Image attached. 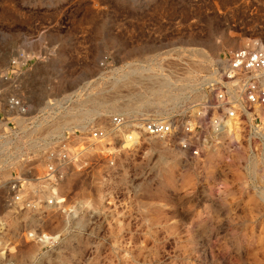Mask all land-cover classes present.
<instances>
[{
  "label": "rangeland",
  "instance_id": "1",
  "mask_svg": "<svg viewBox=\"0 0 264 264\" xmlns=\"http://www.w3.org/2000/svg\"><path fill=\"white\" fill-rule=\"evenodd\" d=\"M244 45L264 46V0H0V264H264V137L203 105ZM113 113L186 124L197 153L125 144ZM12 179L34 207L6 202Z\"/></svg>",
  "mask_w": 264,
  "mask_h": 264
},
{
  "label": "built area",
  "instance_id": "2",
  "mask_svg": "<svg viewBox=\"0 0 264 264\" xmlns=\"http://www.w3.org/2000/svg\"><path fill=\"white\" fill-rule=\"evenodd\" d=\"M21 61L22 54L10 58L6 73L2 78L5 79L7 75H12L24 62ZM218 73L217 80L208 82L210 95L203 103L205 110L214 113L209 118L211 124L218 129L223 118L240 119L248 112L251 116L248 124L250 130L254 135L264 137V46L244 45L229 50L224 59V67L220 68ZM4 104L8 110L24 111V105L16 95H7ZM129 120L133 121L126 126L127 128H124ZM109 122L116 135L119 136L118 131H122L123 137L133 143L141 133L171 135L177 138L180 147L188 149L190 153H197V148L191 145L186 137L189 131L188 126L186 124L182 126L172 119L142 116L130 119L122 113H113L109 116ZM106 134V129L101 126H92L88 131L92 139L104 138ZM117 139L119 140L120 137ZM63 146L65 142L62 143L59 151L61 157L66 156V151L62 149ZM49 172H53L51 164L47 165L46 175ZM18 185L19 180L17 179H12L7 184L11 192L7 195L6 202L8 204L19 202L21 207H34L35 204L32 201L22 198L17 193ZM47 202H51V199Z\"/></svg>",
  "mask_w": 264,
  "mask_h": 264
},
{
  "label": "bare ground",
  "instance_id": "3",
  "mask_svg": "<svg viewBox=\"0 0 264 264\" xmlns=\"http://www.w3.org/2000/svg\"><path fill=\"white\" fill-rule=\"evenodd\" d=\"M113 100V99H112ZM110 102V101H109ZM131 103V101H127V102H125L122 106H119L122 110H124V111H130V109H131V105H130V103ZM102 104V103H101ZM103 107V106H102ZM111 107V106H110ZM132 111V110H131ZM95 113H96V115H100V113L101 112H98V110H96L95 111ZM105 113V112H104ZM103 113V114H104ZM223 121V120H222ZM222 121H221V123H222ZM128 123V122H127ZM126 123V124H127ZM125 124V125H126ZM233 125H234V121H233V119L232 118H229V117H227L225 120H224V123H222V126H221V129L222 130H224V131H226V130H229V129H231V127H233ZM123 136V135H122ZM107 137V135L104 137V138H101V139H94V140H103V139H105ZM123 142H125V144H129L130 143V140H127L126 138H124L123 137ZM100 143V142H99ZM99 143H96V144H99ZM127 146V145H126ZM95 148V147H94ZM65 151H66V156L65 157H62V158H66L67 157V148H63ZM91 150V149H90ZM51 154V153H50ZM61 156V155H60ZM50 173H52V172H49V174ZM49 174L48 175H46V177L47 176H49ZM59 199V197L58 196H55V200H57V202L56 203H59L60 202V200H58ZM17 203V202H16ZM16 203H14V204H16ZM13 204V203H12Z\"/></svg>",
  "mask_w": 264,
  "mask_h": 264
},
{
  "label": "crops",
  "instance_id": "4",
  "mask_svg": "<svg viewBox=\"0 0 264 264\" xmlns=\"http://www.w3.org/2000/svg\"><path fill=\"white\" fill-rule=\"evenodd\" d=\"M7 78H9V75H7ZM7 78H5V79H7ZM3 79V78H2Z\"/></svg>",
  "mask_w": 264,
  "mask_h": 264
}]
</instances>
